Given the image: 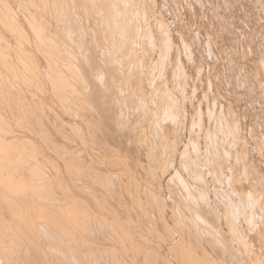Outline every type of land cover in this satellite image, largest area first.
Here are the masks:
<instances>
[{
	"label": "bare ground",
	"instance_id": "bare-ground-1",
	"mask_svg": "<svg viewBox=\"0 0 264 264\" xmlns=\"http://www.w3.org/2000/svg\"><path fill=\"white\" fill-rule=\"evenodd\" d=\"M28 1L39 2L38 16H34L29 24V33L42 49L43 59L46 58L44 66L39 64L52 71V77L61 84L68 99L74 91L77 94L71 99L75 115L67 121L61 119V136L56 138L59 147L67 151L62 155V169L55 167L43 154L41 178H17L16 188L27 189V198L33 197L32 193L36 191L46 193L47 197L50 187L56 196L53 199L65 197L70 204L63 207L62 203L50 200L46 203L53 206L42 215L38 229H43V236L48 241L53 240L51 243L55 247L51 250L46 243L47 251L42 250L45 262L144 264L141 259H159L163 254L151 243L169 241L172 245L164 251L165 255L176 259L179 264H201L192 254V239L208 238L198 234L199 231L205 232L200 228V220L211 223L216 244L223 242L222 220L219 221V215L211 208L213 203L231 230H234V223L244 220L257 233L263 241L258 249L260 258L250 255L248 264H263L264 201L258 194L264 191V178L249 171L248 166H243L242 174L238 176L227 171L228 158H239L236 151L237 143L242 142L240 118L220 101V109L215 118L213 116V127L224 135L227 142L215 143L217 151L208 156L206 163L199 152L198 142H192L190 153L189 142L182 146L186 133H189L186 130L188 114L184 96L178 93L183 89L180 77H177L180 72L173 73L177 92L174 86L172 89L176 93L168 89L170 82L165 79L171 39L162 19L160 24L157 23L158 17L154 13L155 37L144 0H25ZM150 9L154 11L153 6ZM14 29L22 41L25 32L19 27ZM41 33L46 39L40 37ZM147 45L149 48L143 49ZM156 45L161 50L153 53ZM145 55H149L147 60ZM154 55L159 59L153 61ZM20 57L26 65L25 70L29 69L38 83L35 72L39 75V69L33 70L35 62L27 56L20 54ZM174 67L171 68L175 70ZM144 81L149 82H146L148 90L143 86ZM170 84L171 87L173 83ZM212 98L211 95L207 98L209 105H212ZM26 112L34 117L32 110ZM8 133L0 130V146L11 144L13 136ZM72 140L74 150L69 146ZM214 142L215 137L209 135L205 146L208 148ZM69 158L76 163L74 175L71 167L69 169ZM205 167L212 180L218 182L211 192L213 201L203 173ZM37 173L40 174V169ZM165 175L169 177L164 181ZM221 179L231 181L233 187L230 190L234 194L238 192L237 200L219 199L218 191L224 185ZM237 179L250 182L252 190L245 191L242 186L237 191ZM166 196L169 204L164 200ZM9 219L15 223V216L10 215ZM10 227L12 229V225ZM27 242L33 244V241ZM1 250L2 258V254L7 255L8 251L3 253ZM14 251L11 250V254H16ZM35 251H38L37 247ZM24 255L18 257L21 258L20 264L27 260ZM228 257L233 258L230 253ZM36 263L28 258V262L22 264Z\"/></svg>",
	"mask_w": 264,
	"mask_h": 264
},
{
	"label": "rangeland",
	"instance_id": "rangeland-1",
	"mask_svg": "<svg viewBox=\"0 0 264 264\" xmlns=\"http://www.w3.org/2000/svg\"><path fill=\"white\" fill-rule=\"evenodd\" d=\"M143 2L148 6L147 10H144L150 20L152 35L155 36V27L152 26L155 14L158 17L156 22L159 23L162 19L170 35L171 49L165 64L169 65L171 62V65H165L166 70L168 69L165 70V79L167 83L174 84L171 87L170 83L167 84L171 92L177 89L174 74L181 73L177 77H180L183 84L181 88L184 90L180 89L181 93L180 91L178 93L184 96V107L188 114L186 130L189 131L181 143L182 146L189 142L190 153L192 142H198L199 152L202 153L203 161L205 160L206 163L208 156L217 151L215 143L227 142L224 135L213 127L215 114L220 109V101H223V106L229 112L238 115L242 129V142L240 144L235 142L239 158L237 160L228 158L227 171L230 170L231 174L238 176L242 174V167L248 166L249 171L264 178V0H144ZM38 6L39 2L0 0V130L9 131L8 134L13 136L10 145L0 146V200H2L0 224H4H2V230L0 226L2 231H0V241L2 240L0 250H4L3 253L10 247L13 252L16 250V254H11V250L7 255L2 254L3 257H0L2 264L10 262L20 264L21 258L18 257H22L24 253H26L24 259L27 258V260L23 262H28L29 258L34 260V263L37 261L36 264H48L45 262V254H42V250L47 251V246L51 250L54 249V243H51L54 241H48L42 234L43 229H38L42 215H46L48 207L53 206L46 203L50 200L53 203H62L63 207L70 205L65 197L62 200L53 199L56 196H53L54 190L50 187H48L49 196L46 197V193L43 195L42 192L36 191L32 193L31 198L25 197L27 189L21 191L16 188L17 178L38 180L42 177L43 154H46L47 160L58 169L63 167L62 155L67 151L66 148L59 147V141L56 138L61 136L63 128L61 119L67 121L75 115L71 99L77 94L74 91L68 96L70 99L67 98L61 89V84L52 77V71L47 66L43 67L46 58L43 59L42 49L36 43L33 34L29 33V24L32 23L34 16H38L36 14ZM152 6L154 11L150 9ZM15 27L25 32L22 41H19ZM139 28L137 25V30ZM159 29L161 31V28ZM40 37L46 39L43 33ZM156 47H153L155 50L153 53L160 52L161 48ZM146 48L148 49L149 45L143 47V49ZM20 54L35 62L36 68L33 70L35 72L39 69V75L35 72V75L39 77L38 83L31 71L25 70L26 65L20 61ZM157 55H154L153 61L157 60ZM148 57L149 55H145V60ZM173 66L176 69L179 66L181 71L173 70ZM32 80L34 82H31ZM146 82H143L145 83L143 86L147 89ZM173 86L175 90L172 89ZM170 91L171 95L177 92V90L175 93ZM209 95L213 97L212 105L207 102ZM26 110H32L34 117H31ZM209 135L215 137V142L207 148L205 140ZM181 144H178L180 150L183 149ZM69 146L71 150L75 149L74 140ZM69 159V169L71 167V174L74 175L76 163L74 159ZM203 170L210 199L213 201L211 192L217 187L218 182L215 183L212 180L206 167ZM66 174L64 173L65 176L70 177L68 173ZM231 174L229 176L232 177ZM46 176L49 177V175ZM168 177L166 176L164 181ZM226 180L221 179L224 185L220 184L219 199L237 200L238 192L234 194L230 190L233 187L230 184L231 181ZM236 184L237 191L242 186L246 188L245 191L252 190L250 182L246 180L237 179ZM260 194L258 197L260 196L264 201V191ZM164 200L169 202L167 196ZM5 206L11 208L5 210ZM211 208L219 215V221L222 220L220 228L223 242L218 248L219 245L211 234V223L207 224L204 219L200 220V228H203L205 232L199 231L198 234H204L208 238L203 236L198 238V241L197 238L192 239V254L195 260L201 264H248L250 255L259 259L258 249L263 241L248 223L244 220L236 222L233 225L234 230H231L225 223L223 214L219 213L213 203ZM10 215L15 216V223L9 219ZM7 219L10 220L9 226ZM167 221L172 228L171 220L168 218ZM11 225L12 229H10ZM2 233L4 236H1ZM8 235L7 240L10 239V241L6 240ZM48 237H51V234ZM27 240L33 241V244ZM46 243L49 244L46 246ZM151 244L155 247L154 249L158 248L163 254L159 259H141L144 264H179L176 259L164 253L172 245L169 241H157ZM36 247L38 251H35ZM21 250L23 253L20 254ZM229 253L233 258L228 257ZM87 264L90 262L88 261Z\"/></svg>",
	"mask_w": 264,
	"mask_h": 264
}]
</instances>
